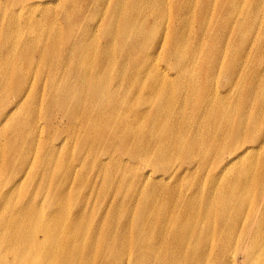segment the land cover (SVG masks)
Wrapping results in <instances>:
<instances>
[{
	"label": "bare ground",
	"instance_id": "obj_1",
	"mask_svg": "<svg viewBox=\"0 0 264 264\" xmlns=\"http://www.w3.org/2000/svg\"><path fill=\"white\" fill-rule=\"evenodd\" d=\"M44 2L0 0V264H264V0Z\"/></svg>",
	"mask_w": 264,
	"mask_h": 264
},
{
	"label": "rangeland",
	"instance_id": "obj_2",
	"mask_svg": "<svg viewBox=\"0 0 264 264\" xmlns=\"http://www.w3.org/2000/svg\"><path fill=\"white\" fill-rule=\"evenodd\" d=\"M43 5H42V7L44 8L45 7V0H39ZM173 1V0H172ZM164 21H166V20H164ZM76 23H77V17H76V15H75V19H74V29H73V34L74 35H76V33L78 32V30H79V26H78V24L76 25ZM64 34H66L65 33V31H64ZM171 74H174V72L173 71H171ZM222 81V83L223 84H226V82H227V78H224V79H222L221 80ZM235 264H244V261H245V256H244V254H242L241 252H237L236 254H235Z\"/></svg>",
	"mask_w": 264,
	"mask_h": 264
}]
</instances>
